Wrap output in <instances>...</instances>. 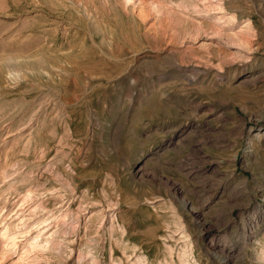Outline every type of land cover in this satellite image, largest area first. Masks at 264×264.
Segmentation results:
<instances>
[{"label": "rangeland", "instance_id": "rangeland-1", "mask_svg": "<svg viewBox=\"0 0 264 264\" xmlns=\"http://www.w3.org/2000/svg\"><path fill=\"white\" fill-rule=\"evenodd\" d=\"M260 129L264 0H0V264H264Z\"/></svg>", "mask_w": 264, "mask_h": 264}, {"label": "bare ground", "instance_id": "bare-ground-1", "mask_svg": "<svg viewBox=\"0 0 264 264\" xmlns=\"http://www.w3.org/2000/svg\"><path fill=\"white\" fill-rule=\"evenodd\" d=\"M220 19V18H219ZM240 37V36H239ZM249 40H250V38H249ZM249 44V43H248ZM261 130H263V129H260V130H258L257 131V133L255 132V131H253V130H251L249 133H248V136H249V150H250V148H251V141H254V140H258V139H260V136H264V133H261ZM250 154H251V151L250 152H247V155H249L250 156Z\"/></svg>", "mask_w": 264, "mask_h": 264}]
</instances>
